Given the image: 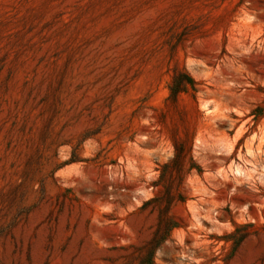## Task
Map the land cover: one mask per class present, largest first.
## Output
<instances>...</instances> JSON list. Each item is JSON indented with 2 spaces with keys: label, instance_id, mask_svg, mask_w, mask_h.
<instances>
[{
  "label": "rangeland",
  "instance_id": "rangeland-1",
  "mask_svg": "<svg viewBox=\"0 0 264 264\" xmlns=\"http://www.w3.org/2000/svg\"><path fill=\"white\" fill-rule=\"evenodd\" d=\"M0 264H264V0H0Z\"/></svg>",
  "mask_w": 264,
  "mask_h": 264
},
{
  "label": "trees",
  "instance_id": "trees-1",
  "mask_svg": "<svg viewBox=\"0 0 264 264\" xmlns=\"http://www.w3.org/2000/svg\"><path fill=\"white\" fill-rule=\"evenodd\" d=\"M187 82H192L191 79H188V81L185 80H179V79H175L173 82V85L171 86V91L173 93V95H178L179 93L183 92L188 84Z\"/></svg>",
  "mask_w": 264,
  "mask_h": 264
}]
</instances>
